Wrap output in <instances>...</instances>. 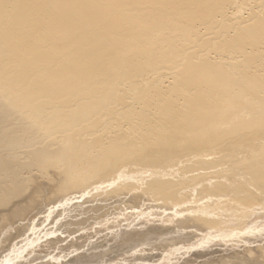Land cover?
I'll list each match as a JSON object with an SVG mask.
<instances>
[{
  "label": "bare ground",
  "instance_id": "1",
  "mask_svg": "<svg viewBox=\"0 0 264 264\" xmlns=\"http://www.w3.org/2000/svg\"><path fill=\"white\" fill-rule=\"evenodd\" d=\"M24 259L264 264V0H0V264Z\"/></svg>",
  "mask_w": 264,
  "mask_h": 264
},
{
  "label": "rangeland",
  "instance_id": "2",
  "mask_svg": "<svg viewBox=\"0 0 264 264\" xmlns=\"http://www.w3.org/2000/svg\"><path fill=\"white\" fill-rule=\"evenodd\" d=\"M79 252H82L81 250H78ZM45 253V255H50V253H46V251H44V250H39V249H36L35 250V254L34 255H39V254H41V253ZM57 251H55V253H56ZM96 253V252H95ZM74 255V254H73ZM31 256H33V254L32 255H28V258H30ZM31 259H28V260H23V261H21V263H19V264H29ZM47 260V259H46ZM28 261V262H27ZM10 261H8V263H9ZM13 262V261H12Z\"/></svg>",
  "mask_w": 264,
  "mask_h": 264
}]
</instances>
